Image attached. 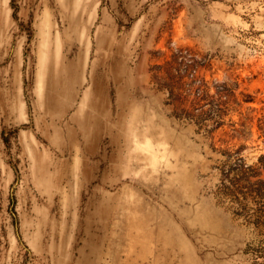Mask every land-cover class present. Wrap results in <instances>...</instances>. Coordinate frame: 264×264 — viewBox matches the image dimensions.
Masks as SVG:
<instances>
[{"label": "rangeland", "instance_id": "rangeland-1", "mask_svg": "<svg viewBox=\"0 0 264 264\" xmlns=\"http://www.w3.org/2000/svg\"><path fill=\"white\" fill-rule=\"evenodd\" d=\"M263 114L264 0H0V264H261L214 148Z\"/></svg>", "mask_w": 264, "mask_h": 264}, {"label": "trees", "instance_id": "trees-1", "mask_svg": "<svg viewBox=\"0 0 264 264\" xmlns=\"http://www.w3.org/2000/svg\"><path fill=\"white\" fill-rule=\"evenodd\" d=\"M216 95L217 102L208 109L213 119L212 125L205 128V134L209 137L224 125L223 117L230 110L228 97L233 96V91L222 82L217 88ZM243 100L249 101L250 98ZM251 120L252 116H244L242 120L231 122L230 137H249L252 133ZM257 126L259 137L264 139V114L257 118ZM222 140L227 141V139ZM244 147L245 144L242 143L231 150L214 148L222 156L217 159L219 163L216 165L220 173L217 194L223 202H228V207L236 216L242 217L245 222L255 227L260 237L257 244L249 245L248 250L255 257L262 258L261 264H264V179L260 177L261 170L264 169V152L259 154L256 162L246 164L244 157L239 155Z\"/></svg>", "mask_w": 264, "mask_h": 264}]
</instances>
